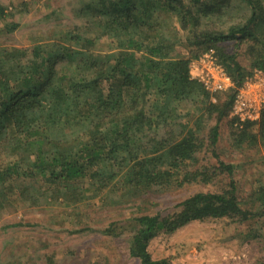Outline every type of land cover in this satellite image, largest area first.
I'll return each mask as SVG.
<instances>
[{
  "label": "trees",
  "instance_id": "obj_1",
  "mask_svg": "<svg viewBox=\"0 0 264 264\" xmlns=\"http://www.w3.org/2000/svg\"><path fill=\"white\" fill-rule=\"evenodd\" d=\"M237 1L250 12L244 25L226 32L197 30L202 20L225 13ZM166 2L175 6L172 10L181 15L183 27H196L193 44L200 53L215 49L236 88L241 87L249 73L221 45L253 38L254 29L262 28L264 0ZM148 9L144 0H96L94 11L105 22L95 40L106 38L115 48L100 56L90 50L76 53L88 57L78 61L72 75L57 74V62L64 57L56 45L36 46L30 55L23 49H0V215L17 212L16 193L30 206L45 200L77 207L104 192L108 198L123 190L125 203L176 184L208 185L218 176H233L235 167L220 158L217 144L219 125L232 113L236 89L222 93V100L192 80L191 62L170 59L164 52L169 48L164 25L155 18L151 22ZM254 67L264 73V59ZM182 107L198 110L185 113L193 118L189 123L179 122ZM175 121L180 133L163 136ZM206 126L210 128L204 133ZM251 126L245 125L241 141L251 139L264 147V110L256 134H249ZM204 151L217 165L200 168ZM259 199L264 205V190ZM250 217L232 180L221 193L194 194L168 216L132 219L130 256L140 264H172L149 252L150 242L160 234H173L195 222L242 223Z\"/></svg>",
  "mask_w": 264,
  "mask_h": 264
},
{
  "label": "rangeland",
  "instance_id": "obj_2",
  "mask_svg": "<svg viewBox=\"0 0 264 264\" xmlns=\"http://www.w3.org/2000/svg\"><path fill=\"white\" fill-rule=\"evenodd\" d=\"M95 1L0 0V9L4 10L0 14V49H23L30 55L36 46L52 48L56 45L64 57L57 62V74L72 75L78 61L84 62L88 57L76 53L90 50L91 55L100 56L112 53L111 49L115 48L106 38L95 40L99 26L105 22L104 17L94 11ZM144 4L149 7L146 16L152 17L151 22L155 18L164 25L161 30L165 31V43L169 47L164 52L170 59H185L191 63L203 54L193 44L197 30L226 32L232 26L244 25L250 15L245 5L237 1L231 3L225 13L202 20L196 30L191 20L189 23L194 28L183 27L181 15L173 11L175 6L166 0H144ZM261 24V29L252 32L253 38L221 45L249 73L242 86L250 80L256 81L254 63L264 59L263 20ZM12 26L16 28L9 32ZM209 51L215 49L206 52ZM237 95L235 93V100ZM214 96L224 100L222 93ZM184 108L179 111V122L186 124L193 118L185 117V113L198 110ZM263 110L256 105L257 113L261 115ZM258 121L241 122L231 113L221 122L217 153L235 170L233 176H218L208 185L179 187L176 184L170 190L151 192L125 203L123 190L111 192L108 198L104 192L101 197L77 207L45 200L30 206L14 194L17 212L0 215V264H140L130 256L134 234L132 219L142 215L168 216L194 194L221 193L232 180L242 208L251 215L247 221L195 222L173 234H160L150 242L149 252L154 259H168L172 264H264V205L259 199L264 190V147L251 139L241 141L242 132H247L245 125L252 123L249 134H256ZM173 123L162 131L163 136L169 138L172 132L180 133L178 122ZM207 124L212 126L214 122ZM207 128L210 127L206 126L204 133ZM199 159L200 168L217 165L207 151ZM120 201L123 204H117ZM17 224L21 226H13Z\"/></svg>",
  "mask_w": 264,
  "mask_h": 264
},
{
  "label": "built area",
  "instance_id": "obj_3",
  "mask_svg": "<svg viewBox=\"0 0 264 264\" xmlns=\"http://www.w3.org/2000/svg\"><path fill=\"white\" fill-rule=\"evenodd\" d=\"M191 79L202 84L211 95L226 93L236 89L237 98L234 101L232 116L239 121H257L260 114L256 105L264 109V73L256 70V81L250 80L246 86L238 89L223 66L219 63L215 51H209L199 56L190 64Z\"/></svg>",
  "mask_w": 264,
  "mask_h": 264
}]
</instances>
